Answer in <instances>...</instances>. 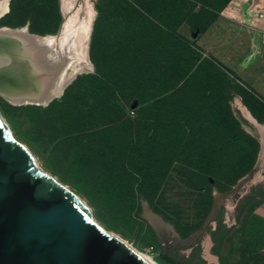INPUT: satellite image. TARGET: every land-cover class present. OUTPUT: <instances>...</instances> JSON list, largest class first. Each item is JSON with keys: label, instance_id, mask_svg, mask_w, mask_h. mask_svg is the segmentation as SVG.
Wrapping results in <instances>:
<instances>
[{"label": "rangeland", "instance_id": "374dc122", "mask_svg": "<svg viewBox=\"0 0 264 264\" xmlns=\"http://www.w3.org/2000/svg\"><path fill=\"white\" fill-rule=\"evenodd\" d=\"M204 1L222 8L209 14L194 7L175 31L194 44L191 56H180L175 45L167 48L172 37L161 20L169 13L175 23L180 7L188 6L181 0H91L92 70L46 105L12 104L0 95V115L42 171L78 197L103 229L147 258L161 264L163 253L189 264H243L260 254L264 262V221L254 214L260 195L252 188L264 169H253L255 143L229 106L242 93L264 120V34L256 21L223 24L230 0ZM82 2L75 1L70 15ZM65 17L62 0H10L0 27L29 23L33 34L58 35ZM228 26L230 49L240 40L243 51L239 67L222 62ZM173 61L200 63V71L178 81L179 72L167 67ZM65 99L72 114L55 129L47 119ZM74 143L81 165L65 149ZM158 215L168 226L165 239L150 220Z\"/></svg>", "mask_w": 264, "mask_h": 264}, {"label": "water", "instance_id": "95a60500", "mask_svg": "<svg viewBox=\"0 0 264 264\" xmlns=\"http://www.w3.org/2000/svg\"><path fill=\"white\" fill-rule=\"evenodd\" d=\"M33 160L0 115V264H151Z\"/></svg>", "mask_w": 264, "mask_h": 264}, {"label": "bare ground", "instance_id": "6f19581e", "mask_svg": "<svg viewBox=\"0 0 264 264\" xmlns=\"http://www.w3.org/2000/svg\"><path fill=\"white\" fill-rule=\"evenodd\" d=\"M75 1L62 0L66 17L58 35L32 34L28 26L0 27V95L6 101L46 105L60 97L77 75L91 71L88 50L95 12L91 0H83L70 15ZM9 12L10 0H0V22ZM235 104L239 106V100ZM150 220L158 231L168 230L161 218L151 216ZM136 252L151 264H158Z\"/></svg>", "mask_w": 264, "mask_h": 264}, {"label": "crops", "instance_id": "0c3cea01", "mask_svg": "<svg viewBox=\"0 0 264 264\" xmlns=\"http://www.w3.org/2000/svg\"><path fill=\"white\" fill-rule=\"evenodd\" d=\"M257 15L259 17H256ZM222 16L223 24L226 23V19L228 23L231 20L238 19L239 21H243L244 25L248 24L254 26V21H256L259 25H257L259 27V32L264 34V0H230L227 6L223 8ZM230 34L231 32L228 26L227 49L225 48L222 50V62L226 67L234 68L236 65L239 67L240 61L243 58V51L240 49V40H238L239 45L237 50L230 49ZM238 34L240 35V30H238ZM231 52L234 53L236 58L235 56L233 58L231 57ZM237 100L240 102L239 106L235 104ZM229 106L240 128L257 142V152L253 169H264V120H258L256 118L257 116H261L260 112L249 102L243 100L241 93L235 94V98L229 101ZM260 173L264 174L262 171H260ZM244 179L247 180V177ZM249 188H251V186H249ZM252 188H254V190L252 189L254 192L257 189L256 191H259L260 195L257 197L258 201L254 205V214L264 221V179L261 182H257L256 187Z\"/></svg>", "mask_w": 264, "mask_h": 264}, {"label": "trees", "instance_id": "16d2710c", "mask_svg": "<svg viewBox=\"0 0 264 264\" xmlns=\"http://www.w3.org/2000/svg\"><path fill=\"white\" fill-rule=\"evenodd\" d=\"M181 1H182L183 4H186L188 6L187 7H183V6L180 7V10L177 12V15H178L177 21L175 23H171L170 22L171 15L168 13L166 15V17L163 20H161V25L163 27L164 34L167 37H169V38L172 37L171 38L172 39L171 42H169V40L167 41V48L170 50V48L173 45H175L176 49L180 53V56L183 54V52L185 53V51L187 52L188 55L191 56L192 52H193L192 46L194 44L191 41H188L187 39L183 38L182 36L176 35L175 34L176 29L184 21L187 22V20H189L193 16L194 7L198 6L200 11L208 12L209 14H213V13H211L212 10L221 9L222 8V4L221 5H217V4H213V3L212 4L205 3L204 0H181ZM149 12H150V14L153 17L155 16V14L153 13V11H151V9H149ZM25 24L26 23H23L22 26L25 25ZM27 26H28V29H30V27H29L30 24L29 23H27ZM197 30H199L198 27H195L192 30L193 31L192 32L193 36L195 35V32ZM89 58H90V56H89ZM209 64H210L211 69L213 71H218V69H217V67L215 65H213V64L211 65V63H209ZM199 66H200V63L197 64L196 66H194V62L187 63V61H184L182 64H179L177 61H173V62H171L170 65H167V67H169L171 69H175V70H177L179 72L177 74V76H176L178 81L184 80V78L188 76V73H190L189 75H193V74H196L197 72H199L200 71ZM95 76H94V78H96V79L98 77H103L100 73L96 74ZM107 81H108V79H107ZM170 84H171V82H170ZM242 96H243V94H242ZM229 100L230 99H228V101ZM243 100H244V98H243ZM59 105H60L59 109H57L55 112H51L50 115L48 116L49 118L47 119V123H50V125L53 126L55 129H61V128L65 127L68 124L69 117H71V114H72L71 113V111H72L71 109L73 108V104H72L71 100H68V99L62 100L61 102H59ZM52 106H53L52 104H49L47 110L51 109ZM230 116H231V118L234 117L233 115H230ZM234 120H236V119H234ZM239 127H240V125H239ZM242 133L246 137L251 138V136L246 134L243 130H242ZM94 134H96V133L91 132V133H88L87 136H93ZM84 136L85 135H81V136H78V138H80V137L82 138ZM252 140L255 143V152H254V157H253V161H254L255 157H256V152H257V142L254 139H252ZM61 145H66V143H61ZM76 147H78L77 143H74V145L71 144V145L66 146L65 149L67 150V154H72L73 156H71V158L73 160L77 161V162H75V161H72V162L80 164L79 162H81V163L83 162L82 158L80 156H78V155L73 154V152L76 153ZM178 249H180V248L177 247L176 250H178ZM157 260L161 264H189L187 262L182 261L181 259L175 258L172 255H169V254L166 255V254H163V253H161L159 255ZM249 263H252V264H264L260 254H251V255H249L245 259L243 264H249Z\"/></svg>", "mask_w": 264, "mask_h": 264}, {"label": "built area", "instance_id": "2783aa9c", "mask_svg": "<svg viewBox=\"0 0 264 264\" xmlns=\"http://www.w3.org/2000/svg\"><path fill=\"white\" fill-rule=\"evenodd\" d=\"M131 113H133V111H131ZM153 249V247H150V250H152Z\"/></svg>", "mask_w": 264, "mask_h": 264}]
</instances>
